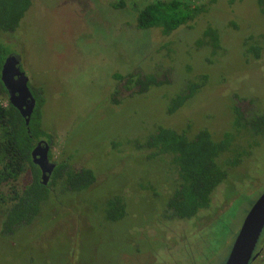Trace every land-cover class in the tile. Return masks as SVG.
I'll list each match as a JSON object with an SVG mask.
<instances>
[{"label":"rangeland","instance_id":"374dc122","mask_svg":"<svg viewBox=\"0 0 264 264\" xmlns=\"http://www.w3.org/2000/svg\"><path fill=\"white\" fill-rule=\"evenodd\" d=\"M156 1L33 0L19 28L0 36L43 97L52 162L96 177L79 192L50 178L40 218L11 235L0 215V264H223L229 255L264 193V130L250 127L264 114V12L259 0H183L205 13L169 36L138 30L139 12ZM210 28L218 50L204 40ZM150 77L157 84L141 92L137 81ZM159 129L229 139L218 159L228 177L190 220L167 212L181 180L171 157L145 147ZM117 198L126 214L109 221Z\"/></svg>","mask_w":264,"mask_h":264},{"label":"trees","instance_id":"16d2710c","mask_svg":"<svg viewBox=\"0 0 264 264\" xmlns=\"http://www.w3.org/2000/svg\"><path fill=\"white\" fill-rule=\"evenodd\" d=\"M32 1L0 0V36L12 34L19 28L32 7ZM259 5L264 12V0H259ZM205 10V6L183 0H159L139 12L137 28L140 31L157 28L163 35L169 36L181 27L194 23ZM203 37L209 43L201 40L199 44L205 42L214 50L220 49V36L216 30H206ZM9 56V48L0 40V215L5 235H11L19 228L37 221L51 195L50 184L42 183L41 170L32 159L38 143L50 139L42 128L44 100L33 94L36 106L27 127L25 119L10 104L9 93L2 81V70ZM137 83L141 92L157 84L155 78L151 77L138 80ZM193 88V92L176 98L171 104L170 113L176 112L191 98L197 90ZM250 127L254 133L260 134L264 130V114L252 121ZM229 143L228 138L220 143L215 142L207 131L200 132L191 140L185 134L167 129H159L146 143L145 147L154 150L157 155L171 157L178 170L181 185L167 204V212L173 218L190 220L201 210L209 209L215 189L228 177L227 168L222 167L218 159L228 150ZM237 163H231L230 166ZM66 170V163L58 164L51 178L65 179V185L71 191L86 190L96 181L92 170ZM27 172L31 175V181L23 185L22 178ZM108 207L111 208L107 209L110 220L116 221L126 214L125 206L118 198Z\"/></svg>","mask_w":264,"mask_h":264},{"label":"water","instance_id":"95a60500","mask_svg":"<svg viewBox=\"0 0 264 264\" xmlns=\"http://www.w3.org/2000/svg\"><path fill=\"white\" fill-rule=\"evenodd\" d=\"M2 81L9 93L10 104L19 111L29 127L36 101L17 56L7 58L2 70ZM32 159L42 172V183L47 185L55 168L49 161V146L40 142L32 153ZM263 230L264 193L247 214L226 264H249Z\"/></svg>","mask_w":264,"mask_h":264},{"label":"flooded vegetation","instance_id":"af4514ba","mask_svg":"<svg viewBox=\"0 0 264 264\" xmlns=\"http://www.w3.org/2000/svg\"><path fill=\"white\" fill-rule=\"evenodd\" d=\"M259 117V116H258ZM258 117H256V119L258 118ZM255 119V120H256ZM254 121V120H253ZM40 142H42V141H40ZM39 142V143H40ZM43 142H45L48 146H49V161H50V163L51 164H53V165H55V168H54V170L57 168V166H58V164L57 163H53L52 162V159H51V149H52V142H51V140H49V141H46V140H43ZM38 143V144H39ZM38 146V145H37ZM54 172V171H53ZM42 173V172H41ZM53 174V173H52ZM51 177H52V175H51ZM50 177V178H51ZM122 201V200H121ZM123 202V201H122ZM123 205L125 206V210H126V204L123 202ZM106 215V217H109V215L108 214H105ZM125 216V215H124ZM124 216L121 218V219H118V221L119 220H122L123 218H124ZM109 221H115V220H110V219H108ZM117 221V220H116ZM263 232H264V230H263ZM263 232H262V234H261V236H260V238H259V240H258V243H257V245H256V247H255V250H254V253H253V256H252V259L250 260V262H249V264H264V234H263ZM234 245V244H233ZM232 248H233V246H232ZM231 251H232V249H231ZM231 251H230V253H231ZM230 253H229V255L227 256V258H226V260L224 261V263L223 264H226V262H227V260H228V258H229V256H230ZM207 264H212V260H208L207 261Z\"/></svg>","mask_w":264,"mask_h":264}]
</instances>
